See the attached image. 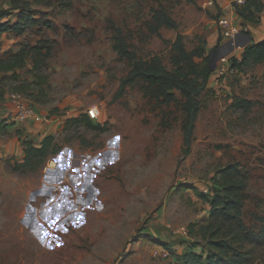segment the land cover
Segmentation results:
<instances>
[{"label":"rangeland","instance_id":"rangeland-1","mask_svg":"<svg viewBox=\"0 0 264 264\" xmlns=\"http://www.w3.org/2000/svg\"><path fill=\"white\" fill-rule=\"evenodd\" d=\"M203 2L0 0V10L12 12L0 18L6 26L0 29V57L34 45L42 53L28 55L23 67L0 71V93L19 91L65 120L97 104L101 120L90 119L105 125L100 131L76 121L57 132L60 148L72 146L84 157L85 177L75 183L63 178L68 161L62 158L56 186L44 190L49 155L40 168L26 172L12 169L15 159H0V264H176L190 244L205 246L211 232L231 246L206 244L210 253L236 257L238 264H264V63L243 70L230 66L249 43L245 37L226 53L227 71L218 75L224 53L218 21L236 2ZM160 8L177 28L153 32ZM113 25L139 58L156 54L168 68L178 33L188 51L202 41L207 52L218 44L188 154L182 153L184 97L178 90L162 95L137 79L113 98L130 70L112 46ZM33 57L42 62L40 69ZM239 99L249 101L247 110L236 106ZM93 163L99 189L89 200L81 190L90 187ZM221 181L230 182L231 193L243 201L238 212L228 211L241 225L212 212L207 199ZM49 187L57 189L54 197L39 194Z\"/></svg>","mask_w":264,"mask_h":264},{"label":"trees","instance_id":"trees-1","mask_svg":"<svg viewBox=\"0 0 264 264\" xmlns=\"http://www.w3.org/2000/svg\"><path fill=\"white\" fill-rule=\"evenodd\" d=\"M263 8L264 0H244L242 4L234 3V10L242 18V24L244 25L259 22L260 13ZM11 14V11L0 10V18ZM154 21L152 29L157 34L161 26L177 28V23L164 8L155 10ZM5 27H2L0 23V29ZM112 29V46L114 50L118 55L125 57L130 65L128 74L121 78L113 98L120 97L124 93L126 86L137 79L154 84L158 93L162 95H169L172 90H178L184 97L181 103L184 110V117L181 121L184 143L182 153L184 155L188 154L191 150L195 122L200 110V96L208 87L209 79L214 71L211 57L212 52L217 48L218 44L207 52L202 41V43L195 45L192 50L188 51L182 35L178 33L176 38L171 42L172 66L168 68L156 54L148 59L139 58L137 53L125 42L122 29L115 25L112 26ZM246 33H248V30ZM30 54H42L40 47L38 45L29 48L21 47L17 52L9 54L6 58L0 57V71L6 72L23 67L26 57ZM32 60L34 68L40 69L42 62L37 61L35 57ZM230 63V66L237 70H243L245 67L264 63V38L247 43L242 49L240 58L232 57ZM236 106L247 110L250 105L248 100L239 99L236 102ZM76 121L100 131L105 130V125L94 124L86 113L78 117H68L65 123L67 125ZM6 125L3 122L0 123V130ZM55 140V136L48 135L42 140L40 146H36L30 139H23V160L12 163V169L26 172L40 168L48 155L59 151L60 145ZM219 185L220 187H217L218 189L213 191L211 198L202 193H199V196L208 198L207 200L210 202L212 212H217L223 215L225 219L231 222L237 221V224L241 225V221L235 215H228V211L231 209L238 212L243 207V201L238 195L231 193L234 187L230 182L221 181ZM213 237L214 233L211 232L205 246L206 244L210 245L208 247L216 246L218 248H229L231 246L226 239H213ZM205 246H201L199 243L190 244L187 249L177 255L176 264H238L236 257L224 256L220 253H210L208 247Z\"/></svg>","mask_w":264,"mask_h":264},{"label":"crops","instance_id":"crops-1","mask_svg":"<svg viewBox=\"0 0 264 264\" xmlns=\"http://www.w3.org/2000/svg\"><path fill=\"white\" fill-rule=\"evenodd\" d=\"M227 15L229 19L233 23H240L242 22V18L236 13V11L233 9H228ZM246 28L248 31H251V33H246V37L248 42H255L259 41L264 38V15H260L259 22L255 24L247 23ZM209 86V84H208ZM11 92L5 91L4 93H0V119L3 117H6L9 115L13 109V104L10 100ZM33 109H34V117H30L25 119L24 121L19 122H13L10 124H7L0 130V159H6L7 157H11L12 159H15L14 162H20L23 160L24 156V146L22 144L23 139H30L33 141V143L36 146H40L42 140L48 136L53 135L56 136L57 132L59 130H62L65 125V116H57L50 114L49 110L45 107H42L38 105L37 103H33ZM71 149L72 152H66V149ZM61 153L55 156L49 155L48 162L46 166L44 167V170L42 172V188L43 190L46 189L48 186H52L57 181V178H59L58 174L60 170L61 163L60 159H65L68 162H64L65 167L63 168L64 176L63 178L67 181H69L68 177H71L72 181L71 183H75V180L78 181V179H83L85 177L84 173V157L83 155L77 151L74 147H61L60 149ZM112 151L109 149L107 152ZM53 157V158H52ZM51 160L55 162V164L51 163ZM70 162V163H69ZM91 169V181H90V187L89 186H82V192L86 196L90 194V196L87 199L94 198L98 195V185H97V172L98 168L96 166V163L92 164ZM57 168V169H56ZM48 188L50 191H43L40 192L42 196H48L54 197V191L57 189ZM87 190L84 192V190ZM93 195V197H91ZM82 196V195H81ZM35 197H37L35 195ZM85 197V196H83ZM37 213V210L34 208V214ZM169 240V239H167ZM178 243H175L177 245ZM158 245L156 243H153L151 245V248L154 249ZM159 248H161L159 246Z\"/></svg>","mask_w":264,"mask_h":264},{"label":"built area","instance_id":"built-area-1","mask_svg":"<svg viewBox=\"0 0 264 264\" xmlns=\"http://www.w3.org/2000/svg\"><path fill=\"white\" fill-rule=\"evenodd\" d=\"M233 2L242 4L244 0H233ZM210 5H213V0H204L203 6H210ZM218 23L222 37V40L220 41L219 49L224 52L223 55L218 57L217 65L215 67V71H217L219 75V74H224L227 71V62L229 59V55H227L226 53L231 49L240 47L239 40L244 39L246 37L247 28L246 27L242 28L239 24L233 23L227 16H221L219 18ZM10 100L13 104V109L9 115L0 119V123L3 122L5 124H10V122L24 121L27 118L34 117L33 105L31 101L26 97V95H24L19 91H14L11 93ZM86 114L89 116V118L93 120L96 121L101 120L100 110L97 104H92L89 107H87ZM97 160L98 159L96 157L92 159L93 162H97ZM88 177L91 178V172L88 174ZM160 249L162 248L155 250L154 254H158Z\"/></svg>","mask_w":264,"mask_h":264},{"label":"water","instance_id":"water-1","mask_svg":"<svg viewBox=\"0 0 264 264\" xmlns=\"http://www.w3.org/2000/svg\"><path fill=\"white\" fill-rule=\"evenodd\" d=\"M212 60V59H211ZM212 68H214V65L212 64Z\"/></svg>","mask_w":264,"mask_h":264}]
</instances>
